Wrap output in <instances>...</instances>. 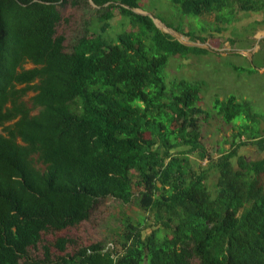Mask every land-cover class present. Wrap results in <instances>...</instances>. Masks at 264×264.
<instances>
[{"label": "trees", "instance_id": "16d2710c", "mask_svg": "<svg viewBox=\"0 0 264 264\" xmlns=\"http://www.w3.org/2000/svg\"><path fill=\"white\" fill-rule=\"evenodd\" d=\"M92 1L99 30L67 52L56 34L67 0H0V264H264V155L238 154L248 144L264 152V136L237 142L235 134L209 168L196 167L189 156L206 157L200 88L168 85L163 73L170 56L205 50L133 12L139 0ZM172 1L184 15L213 13L223 23L237 8H264V0ZM115 11L132 31L108 42ZM214 109L226 124L255 117L235 97ZM110 197L151 221L123 216L108 248L95 243L54 256L42 245V258L30 255L43 234L79 225ZM71 244L59 237L52 246L63 252Z\"/></svg>", "mask_w": 264, "mask_h": 264}, {"label": "rangeland", "instance_id": "374dc122", "mask_svg": "<svg viewBox=\"0 0 264 264\" xmlns=\"http://www.w3.org/2000/svg\"><path fill=\"white\" fill-rule=\"evenodd\" d=\"M139 5L141 9L136 11L147 13L172 29L173 32L170 33L176 40L180 39L189 46L205 50L192 52L186 56H170L163 73L168 85L175 80H182L200 88L201 99L195 105L207 114L198 116L206 157L202 159L200 155L193 153L189 156L191 163L196 167L201 165L203 168H209L210 162L230 149L234 138L239 142L241 139L247 140L251 133L263 136L264 69L261 68H264V8L248 12L237 8L234 16L232 13H227L226 18L230 19L227 23H223L213 21V13L202 16L184 15L180 6L174 4L172 0H139ZM98 9L88 0H79L77 5H72L71 0H67L66 4L58 6L61 21L56 27V34L65 37L64 47L67 52L72 50L82 36H92L93 33L98 32ZM128 21V17L115 11V16L109 21L110 27L104 34L105 39L111 42L119 33L125 30L132 31ZM159 21L156 20V24L162 27ZM216 25L225 29L216 32L214 30ZM184 32L201 36L205 38V42L191 40L189 36L182 34ZM226 39L237 41L240 47L247 49L245 53L251 57L232 53L235 50L234 46L223 45ZM25 67L30 68L31 65L26 64ZM33 94L29 92L24 100L28 101ZM230 97H235L238 102L247 101L255 116L252 118L254 120L242 117L226 124L214 109V103L216 100L226 102ZM238 154L252 161L263 157L264 152H261L258 146L248 144L240 147ZM215 181L216 173L211 170L208 186L213 187ZM136 190L137 188H134V192ZM125 215L134 220L145 216L151 221V217L134 204H123L110 197L100 201L91 212L89 219L79 225L55 233L43 234L37 248L30 249V255L42 258V245H49L54 256L72 254L79 247L95 243L103 244L104 248L115 246L117 234L120 233L119 228L122 227L121 219ZM149 231L150 229H147L144 234H148ZM59 237L72 239L75 245H68L65 251L59 252L52 246ZM190 264H199V260L194 258Z\"/></svg>", "mask_w": 264, "mask_h": 264}, {"label": "water", "instance_id": "95a60500", "mask_svg": "<svg viewBox=\"0 0 264 264\" xmlns=\"http://www.w3.org/2000/svg\"><path fill=\"white\" fill-rule=\"evenodd\" d=\"M89 1V3L93 6V7H95V8H99L98 6H96L94 3H93V1L92 0H88ZM133 12H135V13H140V14H145V13H141V12H138V11H136V9H131ZM146 15H149V14H147L146 13ZM150 16V15H149ZM151 18H152V20H153V22H154V24L156 25V27H158L161 31H163V32H165V33H168V34H170V35H172L170 32H173V30L172 29H170L169 27H167L166 25H164L163 23H161L158 19H156L155 17H152V16H150ZM156 20L157 21H159V23L162 25V27H159L157 24H156ZM180 43H182V44H184V45H188V44H186V43H183L180 39H177ZM262 69H264V68H262ZM260 70V69H259Z\"/></svg>", "mask_w": 264, "mask_h": 264}, {"label": "crops", "instance_id": "0c3cea01", "mask_svg": "<svg viewBox=\"0 0 264 264\" xmlns=\"http://www.w3.org/2000/svg\"><path fill=\"white\" fill-rule=\"evenodd\" d=\"M235 7L237 8V5H235ZM213 21H216V20H215V14H213ZM211 43H212V42H211ZM218 45H220V44H218ZM223 45H226V46H228V47H230L231 45L234 46V47H235V50H234V52H232V53H239L240 55L248 56L249 58L251 57V56H249V55H247V54L245 53V51H246L247 49H245L244 47H240L237 41L235 42V41H232V40H230V39H226V40H225V43H224ZM261 69H262V68H261ZM263 136H264V134H263Z\"/></svg>", "mask_w": 264, "mask_h": 264}]
</instances>
